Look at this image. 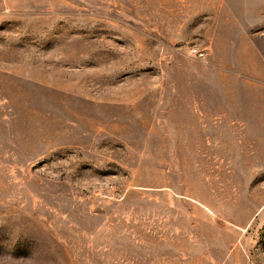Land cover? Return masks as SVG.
I'll use <instances>...</instances> for the list:
<instances>
[{"label": "rangeland", "instance_id": "1", "mask_svg": "<svg viewBox=\"0 0 264 264\" xmlns=\"http://www.w3.org/2000/svg\"><path fill=\"white\" fill-rule=\"evenodd\" d=\"M0 264H264V0H0Z\"/></svg>", "mask_w": 264, "mask_h": 264}, {"label": "built area", "instance_id": "2", "mask_svg": "<svg viewBox=\"0 0 264 264\" xmlns=\"http://www.w3.org/2000/svg\"><path fill=\"white\" fill-rule=\"evenodd\" d=\"M194 53L196 56H199L201 58H203L205 56V54L200 50H194Z\"/></svg>", "mask_w": 264, "mask_h": 264}]
</instances>
